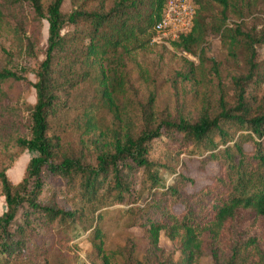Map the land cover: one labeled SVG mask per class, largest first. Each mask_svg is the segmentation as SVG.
I'll list each match as a JSON object with an SVG mask.
<instances>
[{
	"label": "rangeland",
	"instance_id": "obj_1",
	"mask_svg": "<svg viewBox=\"0 0 264 264\" xmlns=\"http://www.w3.org/2000/svg\"><path fill=\"white\" fill-rule=\"evenodd\" d=\"M54 1L40 0L45 15ZM114 1L64 0L61 11L65 17L77 7L107 12ZM230 3L229 26L260 38L264 33V0ZM213 10L218 13L221 6L213 3ZM0 11L7 19L0 27V72L10 70L22 76L21 80L0 78V171L17 184L34 155L19 139L31 136L37 101L33 85L46 58L49 22L37 15L29 0H0ZM79 29L67 22L61 32L70 39ZM154 38L145 46L119 50L100 65L78 57L64 64V55L59 54L52 73L58 99L48 132L57 161L73 157L96 167L99 155L112 152L117 139L136 137L166 120L193 123L214 117L224 102L235 106L241 84L251 116L264 109V44H255L252 57L245 41L240 40L231 50L220 35L211 33L200 58ZM103 71L110 89H116L113 104L101 98ZM237 79L240 84L235 83ZM230 132L235 139L241 133L237 127H231ZM242 140L245 151L253 154V142ZM178 145L179 139L167 135L151 142L149 159L163 185L153 186L148 173L135 167L129 176L133 195L129 192L122 203L101 212L96 205L84 203L78 180L44 169L40 204L78 214L75 220L48 222L26 204L20 206L9 228L16 233L21 253L0 264H184L179 245L165 231L155 249L149 231L133 214L150 215L154 203L171 206L177 213L186 208L199 212L201 191L213 183L219 164L191 152L192 146L182 153L184 144ZM174 189L178 196L172 194ZM7 208L0 179V218ZM98 214L102 216L97 223ZM96 227L104 234L102 249ZM202 239L196 264H264V221L260 218L242 221L238 216L231 232L217 237L206 232Z\"/></svg>",
	"mask_w": 264,
	"mask_h": 264
},
{
	"label": "trees",
	"instance_id": "obj_2",
	"mask_svg": "<svg viewBox=\"0 0 264 264\" xmlns=\"http://www.w3.org/2000/svg\"><path fill=\"white\" fill-rule=\"evenodd\" d=\"M29 1L37 15L49 22V45L38 80L33 85L37 101L32 112L31 136L19 139L22 147L34 155L28 163L24 178L17 184L9 179L5 171H0L8 206L0 218L4 235V240L0 241V263L7 261L13 254L21 253L16 233L9 228L20 206L26 204L48 222L55 219L75 220L78 214L77 211L40 204L44 169L69 180H78L84 203L96 205L97 211L101 212L104 208L122 203L129 192L132 194L129 176L135 167L148 173V180L153 186L163 185L160 174L155 171L158 169L152 168L154 163L149 159L151 142L163 135L179 139L178 146L184 144L182 153L188 146H192L191 152L218 162L219 169L213 183L204 186L201 191L199 212L186 208L177 213L171 206H158L156 203L150 215L133 212L140 224L149 231L155 249L159 247L160 233L165 231L168 238L179 245L184 264H196L202 252V237L206 232L213 237L231 232L238 216L242 221L255 217L264 221V109L251 116L242 84L238 86L240 91L235 106H228L224 102L214 117H205L193 123L184 119L166 120L136 137L117 139L112 152L99 155L96 167L85 165L73 157L57 161L48 132L49 118L58 99L52 73L59 54L63 53L64 64L75 62L74 58L78 57L80 61L100 65L119 50L127 51L135 45L145 46L156 35L155 26L164 14L166 1L115 0L107 12L86 11L77 7L68 17L61 11L64 0H55L47 15L43 12L40 0ZM213 3L221 6L220 12L213 10ZM195 4L192 30L173 41L175 47L189 54H198L201 58L206 37L211 33L220 35L231 50L239 45L240 40L245 41L252 57L255 55V44H264V33L257 38L254 34L241 31L238 26L235 29L229 26L230 0H195ZM6 20L0 11V27L7 23ZM67 22L80 27L78 33L70 39L61 32ZM107 77L103 71L101 98L113 104L116 89H110ZM0 78L21 80L22 76L4 70L0 72ZM236 82L241 83L238 79ZM231 127H237L241 132L238 139L230 132ZM242 139L253 142V154L245 151ZM172 194L178 196L179 192L174 189ZM100 216L98 214L97 223ZM95 229L99 248L102 249L104 234L98 227Z\"/></svg>",
	"mask_w": 264,
	"mask_h": 264
},
{
	"label": "built area",
	"instance_id": "obj_3",
	"mask_svg": "<svg viewBox=\"0 0 264 264\" xmlns=\"http://www.w3.org/2000/svg\"><path fill=\"white\" fill-rule=\"evenodd\" d=\"M165 1L164 14L155 26L154 40L170 44L192 30L196 4L195 0Z\"/></svg>",
	"mask_w": 264,
	"mask_h": 264
}]
</instances>
